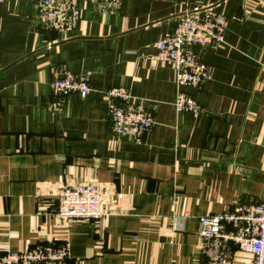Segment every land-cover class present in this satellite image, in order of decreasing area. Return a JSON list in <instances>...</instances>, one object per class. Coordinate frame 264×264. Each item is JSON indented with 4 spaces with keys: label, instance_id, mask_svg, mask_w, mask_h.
Returning a JSON list of instances; mask_svg holds the SVG:
<instances>
[{
    "label": "crops",
    "instance_id": "1",
    "mask_svg": "<svg viewBox=\"0 0 264 264\" xmlns=\"http://www.w3.org/2000/svg\"><path fill=\"white\" fill-rule=\"evenodd\" d=\"M34 2L0 1V253L66 241V264H207L199 217L264 201V0H122L115 15L79 0L67 33L43 30ZM205 6L224 18V39L196 49L210 77L184 88L203 112H177L156 43ZM64 70L90 91L54 111ZM111 88L152 113L141 141L112 131ZM85 183L108 214L57 218L58 190ZM251 258L231 248V264Z\"/></svg>",
    "mask_w": 264,
    "mask_h": 264
},
{
    "label": "built area",
    "instance_id": "2",
    "mask_svg": "<svg viewBox=\"0 0 264 264\" xmlns=\"http://www.w3.org/2000/svg\"><path fill=\"white\" fill-rule=\"evenodd\" d=\"M78 1L35 0L41 28L59 33L70 32L79 19ZM87 2L102 15H115L122 0ZM224 28V18L214 6L184 9L176 17L173 31L156 43L154 58L166 63L175 72L177 92L173 105L177 112H203V107L184 88L203 85L209 79V67L200 59L196 49L222 42ZM89 91L86 76L64 70L51 83L52 101L49 107L54 111L60 110L69 94L84 97ZM105 94L110 101L108 120L112 131L119 137L141 141L151 129L152 113L141 103H133L129 92L122 88H111ZM118 197L121 195L118 194ZM107 214L100 201V189L95 183L58 190L54 215L61 220H96ZM197 231L203 239L201 250L207 264H231L233 246L252 255L250 264H264V201L240 202L233 210L201 216ZM69 256L66 241L60 244L38 242L22 250L1 253L0 264H66Z\"/></svg>",
    "mask_w": 264,
    "mask_h": 264
},
{
    "label": "rangeland",
    "instance_id": "3",
    "mask_svg": "<svg viewBox=\"0 0 264 264\" xmlns=\"http://www.w3.org/2000/svg\"><path fill=\"white\" fill-rule=\"evenodd\" d=\"M96 220H97V219H96ZM201 246H202V247H201V249H202V248H203V245L201 244ZM239 250H240V249H239ZM4 252H5V251H4ZM0 254H1V253H0ZM249 254H250V253H249ZM251 256H252V255H251Z\"/></svg>",
    "mask_w": 264,
    "mask_h": 264
}]
</instances>
